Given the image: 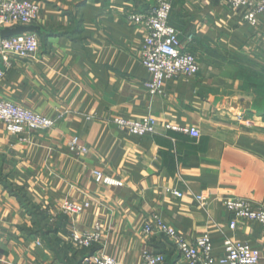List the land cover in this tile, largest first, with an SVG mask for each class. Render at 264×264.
I'll return each instance as SVG.
<instances>
[{
  "label": "crops",
  "instance_id": "crops-1",
  "mask_svg": "<svg viewBox=\"0 0 264 264\" xmlns=\"http://www.w3.org/2000/svg\"><path fill=\"white\" fill-rule=\"evenodd\" d=\"M19 1L40 5L38 21L0 28V38L33 32L40 47L35 58L13 62L0 100L55 124L22 135L0 124V264H85L101 251L121 264H143L145 251L187 264L166 237L144 234L155 214L189 242L209 235L217 259L232 240L261 250L264 264V227L240 219L232 229L225 206L241 199L264 208V91L255 86L264 80V17L252 29L223 0H169V23L200 71L152 96L140 60L145 31L126 17L154 0ZM148 117L156 132L143 137L112 122ZM168 126L195 127L201 137ZM73 137L87 155L68 150ZM94 171L123 185L99 184ZM66 202L90 207L71 216ZM97 225L102 246L71 244L73 228Z\"/></svg>",
  "mask_w": 264,
  "mask_h": 264
},
{
  "label": "built area",
  "instance_id": "built-area-1",
  "mask_svg": "<svg viewBox=\"0 0 264 264\" xmlns=\"http://www.w3.org/2000/svg\"><path fill=\"white\" fill-rule=\"evenodd\" d=\"M218 1V0H213ZM235 13L252 28H258L260 18L264 17V0H223ZM172 4L169 0H154L152 6L142 13L127 14L131 25L142 27L145 31L140 60L150 74V79L144 87L152 96L163 92L167 81L180 76L194 78L199 74V61L195 54L184 49L179 31L170 25L169 19ZM40 5L33 1L0 0V28L10 26H28L38 21ZM40 41L36 33L25 32L8 38H0V80L6 77L15 60H30L36 57ZM113 124L120 130L136 136H146L156 132V121L145 118L131 121L124 118H114ZM0 124H3L12 135H22L48 131L53 128L54 121L37 114L9 100H0ZM169 130L178 131L192 138L199 139L200 131L195 127L179 128L168 126ZM68 150L76 157L89 153V149L81 143L79 137H73L68 143ZM97 183L108 186L123 184L105 176L101 171L93 172ZM168 193L181 198L179 191L168 190ZM200 201L203 197H198ZM225 206L231 214V228L234 229L240 219L255 221L264 227V208L256 207L241 199H229ZM90 203L75 204L66 202L63 211L71 216L83 214ZM144 234L147 237L162 235L174 245L187 264H259L262 251L253 248L248 243L225 241V255L217 259L214 256V246L211 237L202 235L193 242L187 241L174 227L168 225L160 215H152L145 223ZM71 244L79 250H91L102 246L101 228L80 232L73 228L70 234ZM38 245H41L38 242ZM264 250V249H263ZM143 264H166L165 256L159 253L145 251L142 255ZM85 264H121L105 252L89 254Z\"/></svg>",
  "mask_w": 264,
  "mask_h": 264
},
{
  "label": "rangeland",
  "instance_id": "rangeland-1",
  "mask_svg": "<svg viewBox=\"0 0 264 264\" xmlns=\"http://www.w3.org/2000/svg\"><path fill=\"white\" fill-rule=\"evenodd\" d=\"M255 86H258L262 91H264V80H262L260 82L259 81L257 82V80H256ZM62 209H63V207H62Z\"/></svg>",
  "mask_w": 264,
  "mask_h": 264
},
{
  "label": "trees",
  "instance_id": "trees-1",
  "mask_svg": "<svg viewBox=\"0 0 264 264\" xmlns=\"http://www.w3.org/2000/svg\"><path fill=\"white\" fill-rule=\"evenodd\" d=\"M23 33V32H22ZM22 33H18V34H22ZM25 33V32H24ZM18 34H15V35H18ZM12 36H14V35H12ZM9 37H11V36H9ZM6 38H8V37H6Z\"/></svg>",
  "mask_w": 264,
  "mask_h": 264
}]
</instances>
